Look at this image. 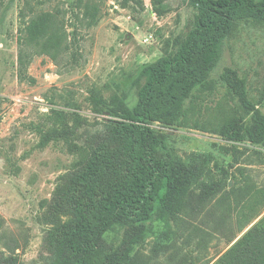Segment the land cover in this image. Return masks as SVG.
<instances>
[{
    "label": "rangeland",
    "instance_id": "rangeland-1",
    "mask_svg": "<svg viewBox=\"0 0 264 264\" xmlns=\"http://www.w3.org/2000/svg\"><path fill=\"white\" fill-rule=\"evenodd\" d=\"M196 12L193 0H0V264H56L58 242L126 186L140 139L125 111ZM228 69L247 105L221 81ZM148 125L161 185L92 264H212L264 216V16L211 36Z\"/></svg>",
    "mask_w": 264,
    "mask_h": 264
},
{
    "label": "trees",
    "instance_id": "trees-1",
    "mask_svg": "<svg viewBox=\"0 0 264 264\" xmlns=\"http://www.w3.org/2000/svg\"><path fill=\"white\" fill-rule=\"evenodd\" d=\"M193 1L197 12L192 30L173 56L151 69L138 92L135 107L125 111V117L132 121L129 124L131 132L140 139L130 180L126 186L101 200L83 226L76 227L58 242L56 264H92L91 256L102 250L103 237L113 223L120 219L147 215L163 177L154 152L156 137L148 125L160 90L190 68L208 39L226 27L233 18L240 15L264 16V0ZM19 63V74L22 76V59H19ZM220 79L244 104H248L244 81L234 70H225ZM193 173L195 171L189 167L183 171L182 176L190 180L194 177ZM212 264H264V216Z\"/></svg>",
    "mask_w": 264,
    "mask_h": 264
}]
</instances>
